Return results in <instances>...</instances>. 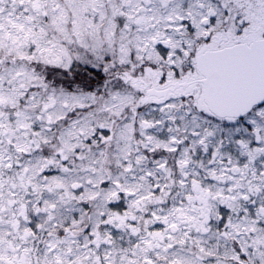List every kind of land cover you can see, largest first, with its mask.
Segmentation results:
<instances>
[{
	"label": "snow or ice",
	"instance_id": "obj_1",
	"mask_svg": "<svg viewBox=\"0 0 264 264\" xmlns=\"http://www.w3.org/2000/svg\"><path fill=\"white\" fill-rule=\"evenodd\" d=\"M0 264H264V0H0Z\"/></svg>",
	"mask_w": 264,
	"mask_h": 264
}]
</instances>
